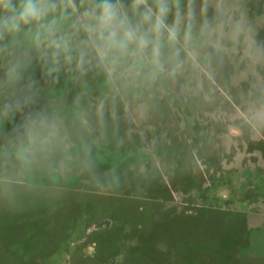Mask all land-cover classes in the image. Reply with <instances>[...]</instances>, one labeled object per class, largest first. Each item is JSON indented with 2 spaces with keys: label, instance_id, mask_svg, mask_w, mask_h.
<instances>
[{
  "label": "rangeland",
  "instance_id": "374dc122",
  "mask_svg": "<svg viewBox=\"0 0 264 264\" xmlns=\"http://www.w3.org/2000/svg\"><path fill=\"white\" fill-rule=\"evenodd\" d=\"M230 2L264 45V0ZM252 52L241 36L151 103L121 95L120 131L97 148L119 186L71 171L0 202V264H264V121L250 112L264 55Z\"/></svg>",
  "mask_w": 264,
  "mask_h": 264
},
{
  "label": "clouds",
  "instance_id": "9594fccd",
  "mask_svg": "<svg viewBox=\"0 0 264 264\" xmlns=\"http://www.w3.org/2000/svg\"><path fill=\"white\" fill-rule=\"evenodd\" d=\"M230 0H0V202L77 171L95 188L118 187L97 148L120 131L119 97L178 84L186 65L209 62L241 36ZM212 13L209 14V10ZM264 121V99L250 109ZM130 138V137H129Z\"/></svg>",
  "mask_w": 264,
  "mask_h": 264
}]
</instances>
